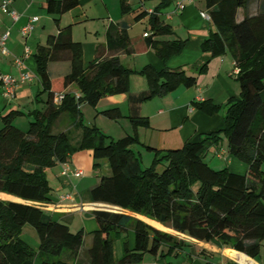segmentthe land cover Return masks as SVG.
I'll return each mask as SVG.
<instances>
[{"label": "trees", "instance_id": "1", "mask_svg": "<svg viewBox=\"0 0 264 264\" xmlns=\"http://www.w3.org/2000/svg\"><path fill=\"white\" fill-rule=\"evenodd\" d=\"M88 0H45L46 11L58 25L59 17ZM170 0H162L149 13L153 35L172 32L171 26L159 17L161 8ZM214 30L201 42V63L197 74L207 71L210 60L229 52L240 85L237 99L225 104L223 129L201 134L197 140L180 147L158 149L149 167L142 168L140 154L131 146L140 143L137 128L148 127L147 117L138 112V104L153 97L166 95L179 86L192 87L196 77L182 68L167 67L156 70L151 65L136 71L123 65L111 55L83 64L81 42L74 41L70 27L49 35L34 54L36 75L42 89L35 99L47 93L42 109H34L26 130L13 124L20 111L2 116L0 127V191L30 202H47L52 186L47 170L67 163L73 153L90 149L93 167L106 160L109 174L89 190L90 200L110 204L152 218L176 232L203 242L216 241L220 246L255 257L264 241V13L250 15V0H205ZM243 9L244 18L236 14ZM147 13L141 12L138 20ZM108 45L116 52L132 53L131 38L125 28L107 31ZM147 47L166 62L184 49L186 40H155L143 38ZM69 56L68 74L51 77L48 63L61 54ZM143 75L147 89L139 94L129 91L130 76ZM74 84L79 98L65 91ZM63 92L57 101L56 93ZM127 93L130 104L128 118L133 134L112 139L94 124H85L80 105L96 106L102 97ZM193 105L207 113L219 109L209 100L193 101ZM69 114L73 125L80 130L78 139L69 131H55L58 117ZM109 119L120 118L118 107L101 111ZM226 139L230 156L247 166L244 173L228 167L215 169L205 160L208 149ZM162 165V170L159 167ZM97 226L91 232L86 250L87 261L77 260L83 245V229L73 232L66 222L54 218L43 208L30 203L0 200V264H142L144 254L158 259L176 257L185 240L156 229L142 220L122 212L95 210ZM25 225H30L38 238L34 251L21 237ZM128 230L134 234V244L128 246ZM122 254L116 258L114 246L120 236ZM235 264V263H228Z\"/></svg>", "mask_w": 264, "mask_h": 264}, {"label": "crops", "instance_id": "2", "mask_svg": "<svg viewBox=\"0 0 264 264\" xmlns=\"http://www.w3.org/2000/svg\"><path fill=\"white\" fill-rule=\"evenodd\" d=\"M107 1L88 0L63 13L59 17L58 25L47 13L45 0H12L11 7L19 14L15 21L9 13L0 10V34L10 29L6 41L9 54L0 50V72L9 73L19 80L15 96L12 99H7L4 96L0 83V127L3 126L2 116L11 111H20L22 114L15 116L13 124L26 130L31 119L27 114L34 109L44 107L47 93H43L39 97V101L35 99L42 87L36 75L34 54L39 45L46 43L49 35H56L60 29L69 26L72 39L82 44L84 67H88L92 61L114 55L123 65L136 71H140L146 65H151L156 70H161L164 67L170 69L180 67L187 75L196 77V84L192 87L179 86L166 95L153 97L138 104L137 112L148 118L149 126L137 128L140 143L132 145L131 148L140 154L142 161L144 158L149 161L154 157L146 146L158 149L180 147L187 141L197 140L201 134L223 129L225 104L230 98H238L240 85L236 75L233 74L234 60L229 52L212 58L206 72L202 74L195 72V67L202 60L201 42L209 35L210 31L214 30L211 21L204 19L200 14L202 11L208 12L205 0L186 2L182 9L178 8L176 0H170L161 8L158 15L164 23L171 26L172 32L158 35L152 34L148 18L149 13L162 0H150L149 2H147L148 0H139L140 3L137 7L134 6L132 0H119V10L115 13L110 10ZM141 12H146L147 15L138 20L136 16ZM258 12L264 13V0H250V15H255ZM34 16L38 17L34 22V29L29 35L23 36L20 28ZM243 18V9L239 8L236 19L240 21ZM109 28L114 30L125 28L131 38L134 51L132 53L116 52L110 48L107 39ZM145 32L155 40L184 39L186 44L180 54L163 62L152 47L144 45L142 40L145 37L143 35ZM15 57L22 59V68L15 64ZM47 68L52 78L68 74L71 69L68 54L63 53L57 59L51 60ZM22 71L27 72L30 79L21 81L19 77ZM147 87V81L143 75L132 74L130 76L129 91L131 94H139ZM65 91L75 93L78 89L74 84H71ZM204 100L218 105L219 109L214 113H207L193 105V101ZM111 107H118L122 116L118 119H109L101 114V111ZM79 109L85 124H96L112 139L134 132L128 118L130 104L127 93L102 97L94 107L83 103ZM98 121L102 124H99ZM54 130H67L76 139L80 136V130L73 125V118L66 113L58 117L54 124ZM204 160L215 169L228 167L230 170L240 173L247 170L246 164L228 154L226 140L223 136L219 145L211 146L208 149ZM100 165L105 170V174L94 175L92 151L90 149L77 151L72 154L67 163L57 164L47 170L48 180L52 186L50 199L47 202H30L3 191H0V200L33 203L51 213L54 218L66 222L71 230L74 227L73 232L83 229V245L76 257L78 261H87L86 250L90 244L85 246V249L83 246L87 234L91 242V232L96 228L94 211L111 210L110 208L113 207L117 210L111 211L125 213L156 229L185 240V246L178 251L176 257L168 256L165 259H158L152 255L149 264H166L168 262L170 264H228L231 262L235 264H264V241L261 242L259 254L250 257L243 252L220 246L216 241L196 240L142 214L90 200L89 190L99 183L103 175L109 174L106 160H101ZM77 170L82 173L75 174ZM123 236L124 233L115 243L116 258L122 254L121 238ZM20 237L22 238L21 235ZM127 237L128 246L132 247L134 244L132 230H128ZM24 241L29 244L26 240ZM29 245L34 251H37L38 241L37 244ZM33 264H39V260H35Z\"/></svg>", "mask_w": 264, "mask_h": 264}, {"label": "built area", "instance_id": "3", "mask_svg": "<svg viewBox=\"0 0 264 264\" xmlns=\"http://www.w3.org/2000/svg\"><path fill=\"white\" fill-rule=\"evenodd\" d=\"M190 1H193V0H176V3H177L178 8L182 9L185 6V3L190 2ZM11 3H12V0H0V10L2 12L9 13L11 15L13 21H15L18 18L19 14L11 7ZM200 14L204 19L211 21L210 15L206 11H202V12H200ZM37 19H38L37 16L32 17L31 20L27 24L23 25L20 28V32L23 36H27L32 32V30L35 27L34 22ZM9 34H10V29H7L4 33L0 34V50L6 54H9V50L6 46V41L9 37ZM143 35L146 36V35H148V33L145 32ZM14 62L18 67L22 68L23 61L21 58L15 57ZM238 71H239V69L234 66L233 74H236ZM19 78L21 81L28 80V79H30V75L27 72L22 71V72H20ZM0 83H1V87L3 90L4 96L7 99H12L15 96L19 80L14 78L9 73L0 72ZM63 95H64L63 92L56 93L55 99L57 101H59L63 98ZM74 95H75V98L80 97V93L78 91L75 92ZM81 173H82V171H79V170L75 171V174H77V175L81 174Z\"/></svg>", "mask_w": 264, "mask_h": 264}, {"label": "rangeland", "instance_id": "4", "mask_svg": "<svg viewBox=\"0 0 264 264\" xmlns=\"http://www.w3.org/2000/svg\"><path fill=\"white\" fill-rule=\"evenodd\" d=\"M119 0H108L107 2L109 3L110 5V10L115 13V12H118L119 10ZM150 0H148L147 2H149ZM132 2L134 3V6H138V4L140 3L139 0H132ZM83 104V103H82ZM81 104V105H82ZM80 105V106H81ZM89 105V104H88ZM90 107H94V106H91ZM225 111V109H224ZM107 118V117H106ZM27 120V119H26ZM99 124H102L100 121H98ZM94 124V123H92ZM96 126V124H94ZM117 139V137H115ZM226 140V139H225ZM136 145V144H134ZM137 154L138 152L135 151ZM144 153H146L145 150H143ZM153 156H154V152L151 151L150 152ZM146 157V156H145ZM152 157V156H151ZM141 158V156H140ZM151 159V158H150ZM144 161H142V159H140V165L141 167L144 169L146 167H149L152 163V159L151 160H146V158L143 159ZM94 168V167H93ZM94 175H100V174H105V170L102 168V166L100 165V167H97V168H94ZM162 170V167L160 166L159 167V171ZM111 210H117L113 207L110 208ZM96 226H97V223H96ZM72 230H75L74 227H72ZM21 236L24 240H26L29 244L33 245L34 243L37 244V241H38V238H37V235L35 233V230L30 226V225H25L22 232H21ZM90 244V237L89 235L87 234V236L85 237V241H84V246H83V249H85V246L89 245ZM116 250V245L114 246V252ZM116 254V252H115ZM151 257H153L151 254L149 253H146L144 254V258H143V261H142V264H149V260L151 259ZM166 264H170L169 262L166 263Z\"/></svg>", "mask_w": 264, "mask_h": 264}, {"label": "water", "instance_id": "5", "mask_svg": "<svg viewBox=\"0 0 264 264\" xmlns=\"http://www.w3.org/2000/svg\"><path fill=\"white\" fill-rule=\"evenodd\" d=\"M111 211V210H110Z\"/></svg>", "mask_w": 264, "mask_h": 264}]
</instances>
